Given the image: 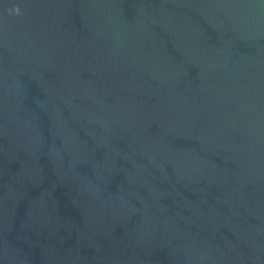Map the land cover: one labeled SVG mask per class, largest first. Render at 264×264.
<instances>
[{
  "label": "water",
  "instance_id": "95a60500",
  "mask_svg": "<svg viewBox=\"0 0 264 264\" xmlns=\"http://www.w3.org/2000/svg\"><path fill=\"white\" fill-rule=\"evenodd\" d=\"M0 264H264V0H0Z\"/></svg>",
  "mask_w": 264,
  "mask_h": 264
}]
</instances>
